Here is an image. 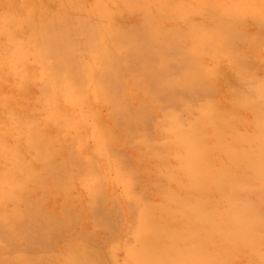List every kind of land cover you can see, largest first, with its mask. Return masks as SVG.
<instances>
[{"label":"rangeland","instance_id":"374dc122","mask_svg":"<svg viewBox=\"0 0 264 264\" xmlns=\"http://www.w3.org/2000/svg\"><path fill=\"white\" fill-rule=\"evenodd\" d=\"M0 264H264V0H0Z\"/></svg>","mask_w":264,"mask_h":264},{"label":"bare ground","instance_id":"6f19581e","mask_svg":"<svg viewBox=\"0 0 264 264\" xmlns=\"http://www.w3.org/2000/svg\"><path fill=\"white\" fill-rule=\"evenodd\" d=\"M225 34V33H224ZM189 67V66H188ZM140 70V69H139ZM70 112V111H69ZM67 114V113H66ZM66 136V135H65Z\"/></svg>","mask_w":264,"mask_h":264}]
</instances>
